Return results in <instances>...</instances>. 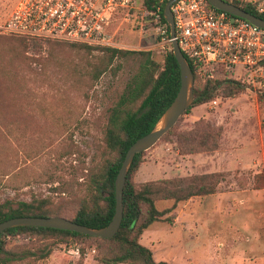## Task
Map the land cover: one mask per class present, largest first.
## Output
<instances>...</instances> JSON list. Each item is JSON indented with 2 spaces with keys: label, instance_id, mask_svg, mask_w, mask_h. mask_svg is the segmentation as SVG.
I'll return each mask as SVG.
<instances>
[{
  "label": "rangeland",
  "instance_id": "374dc122",
  "mask_svg": "<svg viewBox=\"0 0 264 264\" xmlns=\"http://www.w3.org/2000/svg\"><path fill=\"white\" fill-rule=\"evenodd\" d=\"M21 1L0 0V24ZM140 14L128 20L125 11L115 10L107 26L112 45L93 44L98 48L93 51L44 39H37L41 47L36 50L0 31L1 201L48 198L53 211L72 216L89 200L94 172L117 157L104 142L105 128L137 70L138 57L115 59L94 83L80 71L104 47L151 51L163 63L171 43L162 42L149 25H140ZM240 82L241 92L226 96L223 84L213 100L183 114L176 125L178 132L189 130L205 118L223 126L219 150L184 154L171 134L145 151L140 167L147 176L137 172V183L225 173L215 194L178 203L164 216L171 220L156 221L144 231L141 242L158 261L264 264V77H257L256 85ZM252 139L259 146L243 149ZM172 204L157 201L161 210ZM77 247L78 253L73 251ZM7 248L11 264H106L99 260L105 247L95 239L66 243L25 233L11 236Z\"/></svg>",
  "mask_w": 264,
  "mask_h": 264
},
{
  "label": "trees",
  "instance_id": "16d2710c",
  "mask_svg": "<svg viewBox=\"0 0 264 264\" xmlns=\"http://www.w3.org/2000/svg\"><path fill=\"white\" fill-rule=\"evenodd\" d=\"M226 1L264 18V13H260L249 1ZM144 2L148 7L159 3L158 0H144ZM206 3L208 7L215 8L208 0ZM168 30L170 36L169 26ZM17 37L27 47L36 50L41 47L40 41L37 40L40 38ZM62 42L92 51L98 49L90 44ZM100 50L102 54L93 55L96 57L92 61L91 57L87 65L83 66L80 71L81 74L88 76L92 83L97 82L104 73L112 68L115 59L130 54H135L138 57L137 70L120 94L117 103L111 108L105 128L104 142L111 152H117V157L109 159L103 167L94 172L91 197L83 202L72 216L53 211L52 202L48 198H33L30 201L8 198L4 201L0 200V222L17 216L59 215L90 227L100 228L112 220L116 207L115 180L125 155L138 138L155 127L161 115L172 103L181 86V74L172 48L166 52L163 63L158 62L151 51H132L114 47H104ZM120 67L121 65L115 67V73ZM220 86L226 96H233L243 90L241 82L226 80L225 82L199 83L195 75L196 99L184 114L190 113L198 105L213 100L219 93L218 87ZM176 125L161 139H165L171 134L177 135L178 144L182 147L184 154L216 151L222 146L223 126L205 118L197 120L189 130L178 132ZM145 153L142 151L135 155L128 173L124 187V216L119 231L114 237L102 238L76 231L41 226L11 227L0 233V264H11L13 260L12 256H9L7 248L9 238L25 233L53 237L66 243L82 239L98 240L105 247L99 260L106 264H171L165 260L155 259L153 250L141 242L142 234L156 221L171 220L164 216L173 211L178 203L198 196L215 194L219 184L225 179V173L192 174L137 183L135 176L145 161ZM160 200H172L173 204L161 210L157 206V201ZM144 208L146 209L145 213Z\"/></svg>",
  "mask_w": 264,
  "mask_h": 264
},
{
  "label": "built area",
  "instance_id": "2783aa9c",
  "mask_svg": "<svg viewBox=\"0 0 264 264\" xmlns=\"http://www.w3.org/2000/svg\"><path fill=\"white\" fill-rule=\"evenodd\" d=\"M158 1L148 7L144 0H23L0 24V31L40 39L112 45L107 26L113 12L120 9L126 12L128 20L140 12V25H149L162 42L172 43L164 17L170 0ZM246 1L264 13V0ZM171 11L176 38L194 76L204 83L234 80L253 85L257 84V77H264L263 27L210 8L206 0H176ZM73 251L78 253L79 247Z\"/></svg>",
  "mask_w": 264,
  "mask_h": 264
},
{
  "label": "water",
  "instance_id": "95a60500",
  "mask_svg": "<svg viewBox=\"0 0 264 264\" xmlns=\"http://www.w3.org/2000/svg\"><path fill=\"white\" fill-rule=\"evenodd\" d=\"M174 1L176 0H170L166 4L164 17L169 24L173 53L180 66L181 86L174 100L161 115L155 127L147 134L138 138L129 147L115 180L116 207L112 220L106 226L96 228L75 222L59 215L17 216L0 222V233L8 228L16 226H41L76 231L102 238H112L117 234L124 216V187L135 155L153 147L172 127L176 125L180 117L187 111L196 99L195 76L176 38L175 21L171 11V4ZM208 1L213 7L219 10L225 11L235 17L248 20L257 26L264 28L263 17L258 16L230 1Z\"/></svg>",
  "mask_w": 264,
  "mask_h": 264
},
{
  "label": "crops",
  "instance_id": "0c3cea01",
  "mask_svg": "<svg viewBox=\"0 0 264 264\" xmlns=\"http://www.w3.org/2000/svg\"><path fill=\"white\" fill-rule=\"evenodd\" d=\"M258 140L257 139H252L251 141H250V143L248 144V145H246L243 149H249L250 147H252V146H254V144H257L258 145ZM260 144V143H259ZM259 146V145H258ZM142 167V166H141ZM140 167V170L138 171V173H137V175L138 174H142V173H144L143 175H146L145 173V171H143V170H141L142 168ZM147 176V175H146ZM146 180H149V179H145L144 181H146ZM250 260H253V259H250Z\"/></svg>",
  "mask_w": 264,
  "mask_h": 264
}]
</instances>
